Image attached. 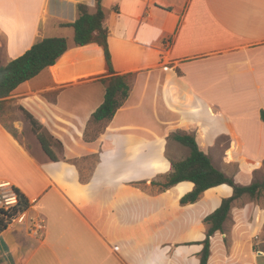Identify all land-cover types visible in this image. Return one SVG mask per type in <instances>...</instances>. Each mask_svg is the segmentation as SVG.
<instances>
[{
    "label": "crops",
    "instance_id": "1",
    "mask_svg": "<svg viewBox=\"0 0 264 264\" xmlns=\"http://www.w3.org/2000/svg\"><path fill=\"white\" fill-rule=\"evenodd\" d=\"M79 4L96 11L95 0H0V65L39 39L69 40L57 62L5 104L21 113L13 126L29 124L34 140L21 141L0 121V189L18 188L30 202L0 234L2 264H200L204 218L232 186L183 205L192 181L164 190L153 181L174 169L177 131L194 134L210 157L223 155L219 165L211 157L214 164L241 184L264 167V0H103L115 71L133 73V82L95 140L85 132L108 71L104 48L75 45L73 27L61 24L80 16ZM21 107L60 143L57 160ZM242 199L214 234L207 264H264L254 242L264 208Z\"/></svg>",
    "mask_w": 264,
    "mask_h": 264
},
{
    "label": "trees",
    "instance_id": "2",
    "mask_svg": "<svg viewBox=\"0 0 264 264\" xmlns=\"http://www.w3.org/2000/svg\"><path fill=\"white\" fill-rule=\"evenodd\" d=\"M95 3V12L91 13L85 4H79L80 16L73 22L61 23L63 26L73 27L75 45L83 46L89 43H98L105 51L108 71V76L102 78L106 87L105 97L103 103L92 115L85 132L86 140H95L108 123L112 121L117 111L129 97L133 82V73L118 74L115 71L109 46V29L105 25L103 0H95ZM157 5L167 10H173V7L169 5L159 2H157ZM68 48L69 40L67 37H45L36 41L20 56L0 65V121L17 138H19L17 130L4 120L7 98L20 84L54 65ZM179 72L181 71L179 70ZM21 109L26 119L30 121L32 131L36 134L45 153L52 160H57L58 157L53 150V137L29 111L23 107ZM261 117L264 121V111H262ZM96 126L98 128H95ZM172 137L189 148V155L184 159L173 161L174 169L168 176L166 183L160 184L153 181V184L162 185L160 189L164 190L181 181H192L195 187L181 198L180 201L183 205L196 202L206 190L212 187L228 184L233 188V193L223 198L221 204L204 218L208 229L205 239L201 242L203 243V249L200 264H207L211 255V240L217 231L223 230L233 202L243 196L251 198L261 196L264 193V179L254 181L248 185L237 184L232 177L220 170L214 164L212 158L201 149L194 134L177 131ZM13 191L17 195V204L8 209H0V234L30 206V202L18 188L13 187ZM0 264H2L1 257Z\"/></svg>",
    "mask_w": 264,
    "mask_h": 264
},
{
    "label": "rangeland",
    "instance_id": "3",
    "mask_svg": "<svg viewBox=\"0 0 264 264\" xmlns=\"http://www.w3.org/2000/svg\"><path fill=\"white\" fill-rule=\"evenodd\" d=\"M19 117H21V113L18 111V110H16V108L15 107H6V112L4 113V120H5V122L8 124V125H11V126H13L14 125V121L15 120H17V119H19ZM27 121H28V119H27ZM14 127V126H13ZM15 128V127H14ZM32 128V127H31ZM95 128H98V126H96ZM16 129V128H15ZM17 130V129H16ZM17 135H18V137H19V139H21V141H23V142H25V143H27V144H29V145H31L32 144V142H33V135L30 133V127H29V124H25V129L24 130H17ZM174 138L172 137V143L171 144H174L175 146H177V147H179V148H181V150L179 151V153L178 154H176V155H173L172 157H173V159H176V160H181L182 158H184L185 157V153H186V156L187 155H189V152H190V150H189V148L188 147H186V146H184V145H182V144H180V145H177L178 143H176V142H178V141H176L175 139L173 140ZM222 141H224V140H222ZM56 144H55V143ZM222 143H224V142H222ZM53 145L57 148V149H59V150H61V145L59 144V143H57L55 140H53ZM211 157L212 158H214V160H215V163L217 164V165H219L222 161H223V155H220V154H214V155H211ZM221 161V162H220ZM93 161H92V159L91 160H88L86 163H88V165L89 164H91ZM87 165V166H88ZM236 170H234V172H235ZM85 174L87 173V172H84ZM264 179V167L261 169V170H259L257 173H256V177L254 178V181H257V180H263ZM234 181H235V179H234ZM254 181H252V183L254 182ZM167 182V179H165V180H161V182H159L160 184H164V183H166ZM237 184H240V185H248V184H241V183H239V182H237V181H235ZM251 184V183H250ZM157 189H160V188H162V185H157V187H156ZM2 195V194H1ZM238 202H242V203H247V205H251V204H255V206H257V208H264V193L261 195V196H259L258 198H251V197H249V196H244V199H242V201H238ZM19 217H20V215H19ZM18 219V218H17ZM14 225H15V227L16 228H18V227H20L21 226V224L20 223H14ZM254 242H257V244H258V246L261 248V249H263L264 250V229H263V231H262V233L259 235V237L258 238H255V240H254ZM0 243H2V240H0Z\"/></svg>",
    "mask_w": 264,
    "mask_h": 264
},
{
    "label": "built area",
    "instance_id": "4",
    "mask_svg": "<svg viewBox=\"0 0 264 264\" xmlns=\"http://www.w3.org/2000/svg\"><path fill=\"white\" fill-rule=\"evenodd\" d=\"M1 187H3V184H0V188ZM17 200L18 199H17V195L15 192L12 193V195H4V193L0 189V209L1 208L8 209V208L14 206L15 204H17ZM41 226L42 225L40 224L39 227H41Z\"/></svg>",
    "mask_w": 264,
    "mask_h": 264
}]
</instances>
